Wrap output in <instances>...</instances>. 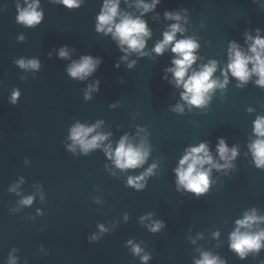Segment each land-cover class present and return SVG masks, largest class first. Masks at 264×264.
<instances>
[{"label": "water", "instance_id": "1", "mask_svg": "<svg viewBox=\"0 0 264 264\" xmlns=\"http://www.w3.org/2000/svg\"><path fill=\"white\" fill-rule=\"evenodd\" d=\"M17 2L23 6V0H0V264H5L11 247L20 250V264L25 259L28 264H140L124 247L130 238L143 241L145 250L151 252L148 264H192L194 256L199 258L197 248L218 255L226 264H256L251 253L241 261L228 250V234L246 209L255 207L264 214V171L255 169L251 157L243 155L252 120L257 114L264 115V90L251 83L237 89L230 79L225 95L217 91L207 109L192 113L185 109L184 115H177L168 111V105L177 102L178 90L160 79L171 54L165 52L154 60L142 58L132 70L123 65L114 69L113 62L121 53L109 38L93 31L100 0H85L72 11L40 0L44 20L32 29L15 23ZM181 6L189 10L190 31L199 37L203 62L209 58L223 62L227 41L236 39L243 44L245 28L264 29V7L252 0H162L156 11ZM164 23L162 16L160 23L149 20L153 36L147 48L160 38ZM199 23H204L203 29ZM20 34L25 35L24 42H17ZM62 44L75 48L72 59L85 53L103 57V63L87 80H71L64 72L70 61L57 59L55 51L47 59L52 47L58 49ZM19 57L41 60L36 79L31 70L12 63ZM21 75L27 79L21 81ZM215 75L219 76V70ZM95 78L101 81L100 90L84 101L83 89ZM120 79L126 83H119ZM13 86L21 91L16 106L7 103ZM116 101L117 107L109 108ZM248 107L255 111L246 112ZM97 120L103 121L100 131L112 133L113 147L125 131L132 135L138 125L146 127L152 148L147 163L126 174L115 169L117 176H112L104 167L111 168V162L100 149L87 156L79 155V149L76 156L67 152L68 129L76 121L90 125ZM217 137H223L229 147L240 146L236 168L227 176L213 170L215 183L199 199L177 192L172 169L183 149L207 141L214 151ZM25 158L28 165L23 163ZM154 160L159 162V175L150 178L143 191L124 186L126 175L139 174ZM21 177L24 182L17 191L36 198L31 206L11 215L8 210L20 197L6 189ZM38 208L44 214L28 219ZM124 212L129 215L127 223L121 216ZM148 212L153 213V220L165 221L161 232L148 233L138 224L139 216ZM113 220L120 223L112 233L96 243L87 241L98 231L97 223L107 226ZM214 231L220 233L216 239L211 235ZM198 233L203 238L190 243L188 238L195 239ZM39 245L47 255L38 252ZM259 258H264V249Z\"/></svg>", "mask_w": 264, "mask_h": 264}, {"label": "clouds", "instance_id": "2", "mask_svg": "<svg viewBox=\"0 0 264 264\" xmlns=\"http://www.w3.org/2000/svg\"><path fill=\"white\" fill-rule=\"evenodd\" d=\"M252 2L264 7L262 0H252ZM49 3L72 11L81 8L85 0H49ZM161 3L162 0H100L99 10L94 17L93 31L99 36L109 38L121 53L113 62L114 69L119 70L123 65L126 70H132L142 58L148 57L154 60L165 52H169L171 54L169 66L163 68L160 79L167 81L174 90H178L179 99L174 105H168V111L177 115H184L185 109L188 113H192L193 109H207L217 91L220 92L221 97L225 95L230 79L236 82L237 89H244L251 83L254 87L264 90V29L245 28L242 32L243 44L236 39L227 41L226 59L223 62L212 58L203 62L205 58L199 54L201 47L199 37L195 30L190 31L192 25L189 21V10L181 6L171 10L164 9L162 13L157 12V6ZM15 8V23L24 28H36L44 20V9L41 7L40 0H23V6L17 2ZM147 14L151 16L146 20L144 17ZM161 16L165 22L163 30L160 32V38L156 39L149 49L147 42L153 36L149 20L160 23ZM168 21L171 23H167ZM198 28L203 29L204 23H199ZM16 40L24 42L25 35H18ZM53 51L57 59L70 61L64 68V72L71 80H87L103 63V57L85 53L80 54L77 59H72L71 54L76 50L69 44H62L58 49L53 46L47 53V59H52ZM12 63L19 69L31 70L33 79H36V73L42 67L38 57L14 58ZM218 70L219 76H216L215 73ZM19 79L24 81L27 76L21 75ZM118 82L126 83L123 79ZM100 84L101 81L98 78L88 83L83 89V100L90 101L91 94L100 90ZM20 96V89L13 86L7 96V103L16 106ZM118 103L119 101L109 104V108L117 107ZM245 111L253 113L255 109L248 107ZM102 124V120H97L90 125L76 121L68 129L67 140L71 142L64 144L65 150L76 156L79 149V155L87 156L90 151L100 149L105 158L111 162V168L108 164L104 167L112 176H117L115 169H118L121 174H126L128 170L140 169L147 163L152 148L148 139L150 133L146 127L138 125L132 135L125 131L113 147V142L109 140L112 133L100 131ZM117 127L119 128V125ZM141 133L143 135H140ZM137 137H139L138 140ZM106 140L108 143L105 144ZM246 148L244 157L250 156V164L255 169L264 171V115L257 114L252 120L251 134ZM239 155L240 146L233 144L229 147L223 137H217L214 151L207 141L189 144L183 149L176 161V166L172 169L175 190L199 199L207 194L210 186L215 183L212 179L213 170L227 176L229 170L236 168L234 162ZM23 163L28 165L29 160L25 158ZM158 167L159 162L154 160L139 174L126 175L124 186L137 192L143 191L148 180L159 175ZM23 182L24 179L21 177L19 183H13L6 189L7 192L15 193L20 197L16 201V206L9 208L11 215L31 206L36 198L35 194L21 196L17 189ZM36 187L42 189L43 186L37 184ZM39 199L41 202L45 200L42 191ZM93 199L95 203H100L99 199ZM43 214L38 208L34 215H29L27 218L31 220ZM121 216L127 223L128 213L124 212ZM152 217V212L142 214L138 218V224L148 233L161 232L166 227L165 221L153 220ZM118 223L120 222L117 220L108 222L107 226L104 223H97L98 231L91 233L87 241L98 242L105 234L112 233ZM234 225L233 230L228 234V250L241 261L251 253L256 264H264V258L257 259L261 249H264V227H262L264 214H260L255 207L246 209L242 216L234 221ZM211 235L213 239H216L220 233L214 231ZM202 238L203 234L198 233L195 239L191 237L188 239L190 243L195 244L196 240ZM124 247L134 259H139L140 264H148L152 259V254L145 250L146 245L143 241L137 242L134 238H130L124 242ZM19 251L18 248L11 247L5 264H20ZM196 251L199 252V258L194 256L192 264H226V260L210 251L199 248ZM38 252L48 254L43 245L38 246ZM23 264H28V261L25 259Z\"/></svg>", "mask_w": 264, "mask_h": 264}]
</instances>
